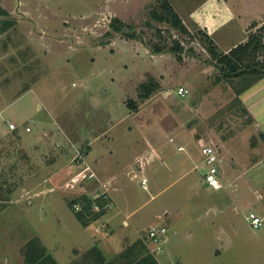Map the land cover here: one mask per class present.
I'll use <instances>...</instances> for the list:
<instances>
[{
	"label": "rangeland",
	"instance_id": "374dc122",
	"mask_svg": "<svg viewBox=\"0 0 264 264\" xmlns=\"http://www.w3.org/2000/svg\"><path fill=\"white\" fill-rule=\"evenodd\" d=\"M169 1L189 33L152 17L161 0H0L14 21L0 32V264H27L35 237L57 264H94L95 246L119 260L137 240L162 264H264V225L246 218L264 203L248 187L264 175L247 171L263 131L188 21L204 0ZM222 35L219 51L243 31ZM151 75L160 86L143 99ZM202 143L219 151L222 189L204 180ZM159 221L157 245L147 234Z\"/></svg>",
	"mask_w": 264,
	"mask_h": 264
},
{
	"label": "trees",
	"instance_id": "16d2710c",
	"mask_svg": "<svg viewBox=\"0 0 264 264\" xmlns=\"http://www.w3.org/2000/svg\"><path fill=\"white\" fill-rule=\"evenodd\" d=\"M160 7L161 12L157 10L151 12L153 18L161 22H168L181 32H190L188 26L184 23L182 17L169 0H161ZM8 16L9 11L0 4V32H6L13 27L14 21L8 18ZM111 24L117 31L121 30L122 23H120L118 18L112 19ZM202 33L208 40V50L212 54L224 78L230 80L238 79L237 81H239V84L235 86L238 95L264 76V59H260L261 55L264 54V25L256 32L250 33L246 42L239 43L228 52L219 51L213 38L206 31H202ZM155 49L156 53L162 52V48L159 46H156ZM171 49L174 52H179L182 51L183 48L178 43ZM218 79H220V76ZM159 86L160 84L154 76H148V79L139 86L140 97L143 99L150 98ZM128 104L130 108L135 107L133 101H129ZM84 197V200L91 204L89 198L86 195ZM87 208V206H84V209L77 213L79 218L84 217ZM100 213H103V211ZM100 213H97L98 215L91 219L96 220ZM86 221V224H89V220ZM143 249H146L144 241L137 240L135 243L130 244L119 255L118 259L123 262V264H159L155 254L149 252L147 249L145 251ZM85 257H92L94 264H119L120 262L119 260L107 262L104 254L97 246L90 249ZM25 260L27 264H47L48 262L57 264L52 254L47 253L46 248L38 237L30 239L26 243Z\"/></svg>",
	"mask_w": 264,
	"mask_h": 264
},
{
	"label": "crops",
	"instance_id": "0c3cea01",
	"mask_svg": "<svg viewBox=\"0 0 264 264\" xmlns=\"http://www.w3.org/2000/svg\"><path fill=\"white\" fill-rule=\"evenodd\" d=\"M176 11L180 14L177 9ZM188 18V21L193 22L195 26L198 25L203 31H206L213 38L218 48L220 39L224 38L222 32L226 33L228 36L231 37L234 36L237 32H239L241 35V32L243 31V37H241V39H234L226 47L224 52H228L231 48L238 45L239 43L246 42L250 33L256 32L262 25H264V0H204L201 5L189 11ZM215 34H217V37L215 36ZM263 81L264 76L254 83V91L250 93L247 98H242V95L246 93L245 91L242 92L241 95H239V97L241 96L240 99L243 101V105L247 108L248 112L252 117L253 122L251 125L254 129L257 130V133L260 131L264 132ZM200 142L202 141L200 140ZM262 143L264 145V141ZM253 147H255L260 153V158L259 161H257L256 163L249 165L247 171H249V169L252 170L254 168H257L260 169L257 171L264 175V148L263 146H260L257 142H255ZM228 152L233 156V161L234 163H236L237 158L235 157L234 150L230 148V150L228 149ZM165 153L166 152H164L163 154ZM157 155H159V157H162L155 149V151L153 152V156L155 157ZM148 162H146V165L144 167L145 169L147 168ZM248 185L249 190L253 194H259V196L263 199L264 202V180H251ZM239 187L240 186L238 185H234L233 188H235L236 190ZM222 188H224V184ZM214 201H217L216 204L220 205V199H215ZM251 212H255L264 219V203L262 206H259L258 209L251 210ZM232 228L236 229V225L233 224V227L229 226V230L223 231V233L229 234L230 236ZM157 259L158 263L162 264V261H160L158 257ZM170 261H172V259H169L168 262ZM175 261L176 260H174L172 264H183L181 260H177V262Z\"/></svg>",
	"mask_w": 264,
	"mask_h": 264
},
{
	"label": "built area",
	"instance_id": "2783aa9c",
	"mask_svg": "<svg viewBox=\"0 0 264 264\" xmlns=\"http://www.w3.org/2000/svg\"><path fill=\"white\" fill-rule=\"evenodd\" d=\"M189 91L190 90L185 86H180L179 88H177V93L181 96L187 95ZM8 126L9 129L12 131L18 129L17 123L12 120L8 121ZM25 129L28 132L32 130L30 125H27ZM201 145L202 152L205 156V164L208 167L207 172L204 174V180L212 188L221 189L223 187L221 181V170L220 167L217 165L219 161V151L215 146L211 144L202 143ZM143 183L146 187V179H143ZM247 219L254 228H260L264 225V219L255 212H250L249 216H247ZM148 231L149 232L147 234V238L150 241H154L158 245V243L161 241V238L167 234L168 227L163 224L162 221H159L155 223L154 226L149 227ZM158 248L160 247L158 246Z\"/></svg>",
	"mask_w": 264,
	"mask_h": 264
},
{
	"label": "water",
	"instance_id": "95a60500",
	"mask_svg": "<svg viewBox=\"0 0 264 264\" xmlns=\"http://www.w3.org/2000/svg\"><path fill=\"white\" fill-rule=\"evenodd\" d=\"M260 136H261L262 140L264 141V132H261Z\"/></svg>",
	"mask_w": 264,
	"mask_h": 264
}]
</instances>
